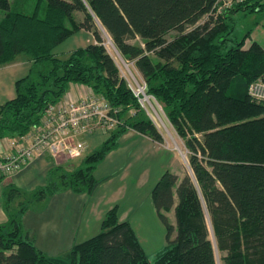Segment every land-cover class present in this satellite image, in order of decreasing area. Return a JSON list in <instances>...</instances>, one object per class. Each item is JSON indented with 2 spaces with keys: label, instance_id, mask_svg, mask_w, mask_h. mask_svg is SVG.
Masks as SVG:
<instances>
[{
  "label": "trees",
  "instance_id": "1",
  "mask_svg": "<svg viewBox=\"0 0 264 264\" xmlns=\"http://www.w3.org/2000/svg\"><path fill=\"white\" fill-rule=\"evenodd\" d=\"M222 5V0H37L29 14L22 0H0V67L21 55L32 61L28 75L16 82V97L0 106V140L22 138L39 127L72 84L104 97L121 109L123 119L75 170L56 167L46 186L31 193L13 185L5 189L8 221L0 225V264H217L211 228L226 254L222 264H264V104L248 94L264 75V49L247 44L251 30L239 38L235 19L239 13H264V0H244L220 12ZM76 13L84 20L78 22ZM96 21L119 54L135 63L147 95L163 104L189 154L194 179L179 182L167 171L153 188L168 241L153 258L130 222L120 221L118 206L106 214L98 235L73 246L65 258L37 248L23 226L28 211L41 212L38 204L57 194H91L99 183L98 166L130 130L164 142L103 45ZM82 30L95 43L58 57L56 49ZM171 32L178 35L169 41ZM134 39L145 45L129 43ZM173 209L176 228L166 216Z\"/></svg>",
  "mask_w": 264,
  "mask_h": 264
},
{
  "label": "crops",
  "instance_id": "2",
  "mask_svg": "<svg viewBox=\"0 0 264 264\" xmlns=\"http://www.w3.org/2000/svg\"><path fill=\"white\" fill-rule=\"evenodd\" d=\"M235 19L236 22L240 19L250 23L251 29L243 27L246 31H252L247 44L257 42L264 49V13L251 15L239 13L235 15ZM83 32L84 30L78 33ZM55 53L57 55V52ZM31 65L32 61L29 57L21 55L11 65L0 67V106L16 97V82L28 75ZM90 92L91 89L88 87L72 84L63 100H81ZM108 137L109 135L105 136L103 132L98 131L85 137V140L89 143L91 150L92 145L103 143ZM14 140L9 138L0 140V159L8 157L14 152L12 149ZM164 153H168L169 157L172 158L169 149H166L162 143L155 142L148 136L130 130L121 138L120 148L110 153L102 166L99 165L101 167L95 171V178L99 183L91 194H77L69 190L39 203L38 205L41 206L38 207L42 209L41 212L28 211L24 215L23 226L30 239L43 252H46L45 248H48V245H54L63 249L66 247L64 250L67 254L76 244L98 235L101 232L102 222L106 214L115 206L120 207V221L130 222L137 236H139L137 223L135 225L133 218L138 217L140 210L146 207L152 208V212L154 211L153 188L167 171H171V168L164 164ZM68 164L69 161L66 164H61L52 157L45 155L28 164L21 172L1 178L0 225L6 224L8 221L4 210V191L7 187L13 185L23 191H34L45 187L50 172L56 167L66 171L76 169L75 167L71 168L72 166ZM136 168H140V173L137 175V181L134 185L141 189L148 186L149 190L144 196H137L126 202L128 190L120 184L125 181L124 177ZM155 170H158L159 173L151 179ZM109 175H120L121 181H117L119 184L115 185V177L108 178ZM39 177H43V180H39ZM37 180L39 183H36ZM160 223L161 235H159L160 239H157L160 241H156L158 244L160 242V246L163 242L166 246L164 241L166 240V228L162 222ZM140 242L142 243L141 240Z\"/></svg>",
  "mask_w": 264,
  "mask_h": 264
},
{
  "label": "rangeland",
  "instance_id": "3",
  "mask_svg": "<svg viewBox=\"0 0 264 264\" xmlns=\"http://www.w3.org/2000/svg\"><path fill=\"white\" fill-rule=\"evenodd\" d=\"M37 0H22V5L24 6V11H26L29 14H32L33 10L36 7ZM4 16V12L0 11V19ZM84 14L82 13H76V18L77 21H83L84 20ZM97 22V21H96ZM237 32L239 33L240 31L241 34L239 35V38L245 35L246 29H251L250 23L245 22L244 20H237ZM244 27V28H243ZM97 30L101 35L103 45L105 46L107 52L109 55L114 59L118 69L120 70L121 77L127 82L128 86L130 85L133 90L137 93L142 87L145 86L144 79L142 78V75L139 73L137 70L135 63L125 60L120 54L117 48L115 47L111 37L107 33L105 29L101 26L99 22H97ZM248 31V30H247ZM178 33L177 32H171L168 36L167 39L169 41H172L175 37H177ZM95 43L94 37L92 33L89 32H83V33H77L73 35L71 38H69L65 43H63L61 46H59L56 49L57 56L60 57L61 59L66 58L69 53L78 50L79 48L87 47L90 44ZM129 43L135 44V45H141L144 46L145 42L142 39H134L130 40ZM30 59V58H29ZM252 84V83H251ZM147 94V92H146ZM149 96V95H148ZM151 100L153 103L150 105H153V109L156 110L153 111L148 105L145 104L146 108L151 113V116L154 120V123L156 124L158 130L160 131L161 135L163 136L164 142L162 145L167 149H169V153L171 154L172 158L169 157L168 153L165 154V159H164V164L169 166L171 168L170 172H173L175 175L178 176L179 182L182 181L186 176H191L193 177V173L191 171V168L189 166V154L186 149V143L185 141L178 136L176 130L173 128V126L170 124L168 118L166 117V114L164 112V106L163 104L159 103L156 101L153 97H151ZM140 104V103H139ZM140 106H142L140 104ZM141 109L145 112V109L141 107ZM135 112V111H134ZM146 113V112H145ZM131 116V113L129 117ZM105 136L107 133H103ZM102 143H98L96 145L91 146L87 151V155L90 153L96 151ZM120 148V147H119ZM118 150V149H117ZM173 160V164H172ZM57 162H60L61 164H66V158H59L56 160ZM171 161V162H170ZM83 162V159H76V160H69V166H72L71 168L75 167L77 168L80 166ZM105 162V161H104ZM103 162V163H104ZM101 163L100 165L102 166ZM100 166V167H101ZM99 167V166H98ZM99 167V168H100ZM98 169V168H97ZM140 168L133 169L131 173L126 175L124 177L125 181L122 182L120 185L124 186L125 189L128 190V197L126 202H128L130 199L135 198V197H141L144 196L147 190H149L148 186H144L142 189L137 187L136 181H137V175L140 173L139 172ZM166 171V170H165ZM164 171V172H165ZM158 170L154 171V174L151 179L157 176ZM163 174V173H162ZM159 175V174H158ZM108 178H113L115 177V185H118L119 182L121 181V176L116 175V176H107ZM160 177V176H159ZM194 179V177H193ZM39 180H43V177H39ZM39 180H37L36 183H39ZM106 181V180H105ZM36 189V188H35ZM27 193H31L33 191H25ZM125 202V203H126ZM41 206V205H38ZM36 207L37 210L39 207ZM120 210V207H119ZM152 212V208L146 207L145 209L140 210V213L138 217H134L135 225L137 223V231H138V237L142 241V245L145 248L147 254L150 257H154L157 253L161 252L164 249V242L162 246H160L157 243V239L159 238V235H161V220L159 219L158 215L155 212V209ZM166 216L168 217L170 223L176 228V217H175V211L174 209L166 213ZM131 224V223H130ZM132 225V224H131ZM211 227V224H210ZM176 233L174 234L172 239H175ZM157 240V241H156ZM211 240L215 246L216 250V262L217 264H222L223 258L225 257L226 254L220 253V251L217 248V243L216 239L213 233V230L211 228ZM165 245L167 246L168 241L167 239L164 240ZM46 252L49 256L55 257V258H65V256L68 254H65L66 247L63 248H58L55 247L54 245H48V248H45Z\"/></svg>",
  "mask_w": 264,
  "mask_h": 264
},
{
  "label": "built area",
  "instance_id": "4",
  "mask_svg": "<svg viewBox=\"0 0 264 264\" xmlns=\"http://www.w3.org/2000/svg\"><path fill=\"white\" fill-rule=\"evenodd\" d=\"M243 1L222 0L223 5L219 11L223 12ZM129 88L153 120L145 106L148 105L156 112L153 105L146 101V83L137 93L130 85ZM248 94L252 102L264 104V75L250 84ZM120 111L121 109L114 108L92 90L81 100L67 99L51 105L46 110L41 125L28 135L16 138L12 143L14 152L0 159V179L21 172L28 164L45 155L55 160L66 158V161L85 157L89 149L85 137L98 131L109 135L118 129L123 125V119L118 116ZM131 115L134 116L135 112L132 111Z\"/></svg>",
  "mask_w": 264,
  "mask_h": 264
},
{
  "label": "bare ground",
  "instance_id": "5",
  "mask_svg": "<svg viewBox=\"0 0 264 264\" xmlns=\"http://www.w3.org/2000/svg\"><path fill=\"white\" fill-rule=\"evenodd\" d=\"M146 101H147L149 104L153 103L152 100H151V98L148 97V96H146Z\"/></svg>",
  "mask_w": 264,
  "mask_h": 264
},
{
  "label": "water",
  "instance_id": "6",
  "mask_svg": "<svg viewBox=\"0 0 264 264\" xmlns=\"http://www.w3.org/2000/svg\"><path fill=\"white\" fill-rule=\"evenodd\" d=\"M102 26V25H101Z\"/></svg>",
  "mask_w": 264,
  "mask_h": 264
}]
</instances>
